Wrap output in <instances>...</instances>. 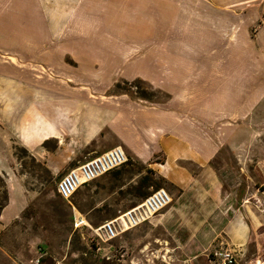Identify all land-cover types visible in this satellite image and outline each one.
I'll return each mask as SVG.
<instances>
[{
  "label": "crops",
  "instance_id": "obj_1",
  "mask_svg": "<svg viewBox=\"0 0 264 264\" xmlns=\"http://www.w3.org/2000/svg\"><path fill=\"white\" fill-rule=\"evenodd\" d=\"M136 80L161 99L111 92ZM261 130L264 0H0V234L37 195L18 148L59 178L121 147L173 198L130 231L153 239L140 253L212 264L225 243L264 264Z\"/></svg>",
  "mask_w": 264,
  "mask_h": 264
},
{
  "label": "rangeland",
  "instance_id": "obj_2",
  "mask_svg": "<svg viewBox=\"0 0 264 264\" xmlns=\"http://www.w3.org/2000/svg\"><path fill=\"white\" fill-rule=\"evenodd\" d=\"M36 72L51 76L53 85L68 89L76 86L89 87L91 90L93 86L91 83L60 78L50 69L45 71L39 68ZM120 84V89L117 90L115 85L111 92L129 90L133 97L137 96L138 89L132 88L130 82ZM95 86L101 87L102 84ZM85 88L82 90L86 91ZM140 88L146 90L153 101L162 97L146 85H141ZM260 137L261 140L264 139V130H261ZM56 144L58 145V141L47 146L55 149ZM16 153L23 164V172L27 175L26 191L28 194L37 191V195L30 197L31 202L22 216L0 234V264H179L156 253L148 256L147 252L151 249L154 251V246L146 247L147 252L140 253V247L137 246L144 249L148 241L152 242L153 239L147 237L141 243L137 236L132 240L130 231L110 243L101 242L98 244L99 251L92 248V239L95 237L92 229L132 208V204L138 201L137 189L142 178H157L153 175L154 171L153 174L149 171L148 165L130 160L119 172L108 174L84 186L71 200L66 201L58 195L56 184L70 169L56 178L57 173L37 163L25 149L18 148ZM79 216L82 217L79 220L86 223L76 227V218ZM134 247L137 248L135 253ZM166 259L168 262L164 261Z\"/></svg>",
  "mask_w": 264,
  "mask_h": 264
},
{
  "label": "built area",
  "instance_id": "obj_3",
  "mask_svg": "<svg viewBox=\"0 0 264 264\" xmlns=\"http://www.w3.org/2000/svg\"><path fill=\"white\" fill-rule=\"evenodd\" d=\"M128 160L126 152L121 147L95 155L63 175L56 184L57 193L63 200L69 201L82 187L124 166ZM172 203L173 198L165 189L153 191L137 206L92 229L95 235L92 245L99 251L98 244L101 242L110 243L125 233L141 227ZM79 219L82 217L76 218V227L82 221ZM209 259L212 264H237L236 250L225 243H220L210 251Z\"/></svg>",
  "mask_w": 264,
  "mask_h": 264
},
{
  "label": "trees",
  "instance_id": "obj_4",
  "mask_svg": "<svg viewBox=\"0 0 264 264\" xmlns=\"http://www.w3.org/2000/svg\"><path fill=\"white\" fill-rule=\"evenodd\" d=\"M127 83V82H126ZM141 85H146V86H148L151 90H154V89H152L151 88V86L149 85V84H147V83H145L144 81H141V80H136V81H134V82H131L130 83V86L132 87V88H137L138 89V91L136 92V98H138V99H142V100H151V98L149 97V94L147 93V91L146 90H141L142 88H140V86ZM121 88V84L120 83H118L117 85H116V89L118 90V89H120ZM125 92H130L129 90H124ZM158 161V160H157ZM129 162H130V159L128 160V162L124 165V166H122V167H120V168H118V169H116V170H114V171H112L111 173H116V172H119L122 168H124L125 166H127L128 164H129ZM143 165H145V164H143ZM149 171H151L152 172V174L154 173L152 170H149ZM111 173H109V174H111ZM108 175V174H107ZM153 175H155L157 178H155V179H153V177L152 176H145L144 178H142L141 179V185L139 184V188L137 189V191H138V196H137V199H138V201L137 202H134L133 204H132V208L133 207H135V206H137L138 204H140L143 200H145L153 191H156V190H158V189H162L163 187H165V180L163 179V178H161V177H159V176H157V174L155 173V174H153ZM106 176V175H105ZM104 177V176H103ZM102 178V177H101ZM95 182V181H94ZM3 199L6 201V199H7V197H6V195L3 197ZM1 205H3L2 203H1ZM131 209V208H130ZM129 210V209H128ZM125 212V211H124ZM123 212H121L119 215H121ZM118 215V216H119ZM117 217V216H116ZM115 218V217H114ZM113 219V218H112ZM101 226V225H100ZM99 227V226H98ZM97 227V228H98ZM92 248H93V250H95L96 251V249H97V247L95 246V245H92Z\"/></svg>",
  "mask_w": 264,
  "mask_h": 264
},
{
  "label": "bare ground",
  "instance_id": "obj_5",
  "mask_svg": "<svg viewBox=\"0 0 264 264\" xmlns=\"http://www.w3.org/2000/svg\"><path fill=\"white\" fill-rule=\"evenodd\" d=\"M85 224L84 221H81L78 225V227H80L81 225Z\"/></svg>",
  "mask_w": 264,
  "mask_h": 264
}]
</instances>
